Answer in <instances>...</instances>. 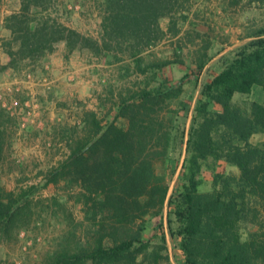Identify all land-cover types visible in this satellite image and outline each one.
<instances>
[{
    "label": "trees",
    "instance_id": "16d2710c",
    "mask_svg": "<svg viewBox=\"0 0 264 264\" xmlns=\"http://www.w3.org/2000/svg\"><path fill=\"white\" fill-rule=\"evenodd\" d=\"M75 1L63 11L73 13ZM93 2L102 17L99 37L63 23L57 0H20L3 20L10 60L0 70L26 72L64 42L66 57L88 50L119 66L124 86L110 91L103 115L86 111L63 131L70 153L43 184L19 192L0 184V239L14 238L32 218L36 195L64 180L69 189L80 186L78 201L99 229L87 246H64L44 264H159L170 260V241L180 264H264V141L252 142L264 136V102L236 101L256 87L264 91V28L233 51L204 52L196 69L172 80L165 69L184 63L149 62L146 53L168 35L164 19L172 31L178 25L184 0ZM5 111L0 104V161L5 130L18 125Z\"/></svg>",
    "mask_w": 264,
    "mask_h": 264
},
{
    "label": "rangeland",
    "instance_id": "374dc122",
    "mask_svg": "<svg viewBox=\"0 0 264 264\" xmlns=\"http://www.w3.org/2000/svg\"><path fill=\"white\" fill-rule=\"evenodd\" d=\"M68 1L57 0L60 20L87 36L99 37L102 17L93 0H85L84 6L83 0H76V10L71 14L63 11ZM72 6L69 4V9ZM19 9L20 0H0V65L10 60L5 48L10 32L4 30L3 20ZM180 9L176 17L178 25L172 31L170 18L164 19L162 26L168 35L146 53L149 62L166 59L184 63L165 69V75L172 80L196 69L204 52L212 55L219 49H224V53L233 51L250 40L251 32L264 28V0H184ZM66 53L65 43L61 42L42 65L26 67L29 70L22 73L0 70V94L9 93V99L17 98L21 103L16 111L4 112L10 120L18 122L17 126L5 130L7 142L0 161V184L7 191L19 192L29 185L43 184L49 172L70 153L63 131L78 125L86 111L103 115L102 103L110 104L106 100L111 96L110 91L118 92L124 86L119 66L99 62L88 50H77L69 57ZM218 58L209 63L201 80ZM29 73L31 78L27 77ZM131 75L129 81L136 80V75ZM10 89L12 94L8 92ZM28 100L34 107L24 106ZM236 101L244 107L253 101L264 102V91L256 87L251 95L238 96ZM29 110L32 115L28 114ZM263 141V135L252 140L253 143ZM157 169L162 172L160 164ZM230 170L237 174L236 169ZM79 196L80 186L76 184L69 189L64 180L41 190L26 226L14 238L0 239V264H44L64 246L76 251L93 241L99 224L91 220L87 212L91 209H86L84 200L78 201ZM54 197L59 203H55ZM141 221L137 218L132 229H137ZM165 255L170 260L164 258L159 264L182 262L180 251L171 241Z\"/></svg>",
    "mask_w": 264,
    "mask_h": 264
},
{
    "label": "built area",
    "instance_id": "2783aa9c",
    "mask_svg": "<svg viewBox=\"0 0 264 264\" xmlns=\"http://www.w3.org/2000/svg\"><path fill=\"white\" fill-rule=\"evenodd\" d=\"M27 77L31 78L32 74L29 73L27 75ZM19 90V89H18ZM8 92H13V90L10 89V91ZM9 93H5V94H0V103L2 104V107H4L6 110L8 109L9 111H13L15 109V111L21 106L20 101L17 98H8ZM24 106H26V108H32L34 107L33 103H31L30 100L25 101L24 102ZM13 114V113H12ZM29 115H32V112L29 110L28 112Z\"/></svg>",
    "mask_w": 264,
    "mask_h": 264
},
{
    "label": "crops",
    "instance_id": "0c3cea01",
    "mask_svg": "<svg viewBox=\"0 0 264 264\" xmlns=\"http://www.w3.org/2000/svg\"><path fill=\"white\" fill-rule=\"evenodd\" d=\"M3 27V26H2ZM4 28V27H3ZM4 30H6L7 31V29L6 28H4ZM7 57H8V55H6ZM7 59H10L9 57L7 58Z\"/></svg>",
    "mask_w": 264,
    "mask_h": 264
}]
</instances>
